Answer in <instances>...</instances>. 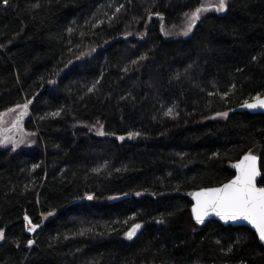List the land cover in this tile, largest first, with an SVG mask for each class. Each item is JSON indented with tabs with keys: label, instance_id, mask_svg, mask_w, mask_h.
<instances>
[{
	"label": "trees",
	"instance_id": "trees-1",
	"mask_svg": "<svg viewBox=\"0 0 264 264\" xmlns=\"http://www.w3.org/2000/svg\"><path fill=\"white\" fill-rule=\"evenodd\" d=\"M203 1L0 0V113L31 101L36 133L0 148V264H264L249 227L191 214L243 155L264 176V113L239 110L264 95V0L164 35Z\"/></svg>",
	"mask_w": 264,
	"mask_h": 264
},
{
	"label": "snow or ice",
	"instance_id": "snow-or-ice-1",
	"mask_svg": "<svg viewBox=\"0 0 264 264\" xmlns=\"http://www.w3.org/2000/svg\"><path fill=\"white\" fill-rule=\"evenodd\" d=\"M4 5L8 4V0H2ZM227 9V0H218L215 10L223 12ZM204 9L197 8L188 16V23L183 35L187 36L193 29L195 22L200 19V13ZM119 11V9H117ZM71 32L72 29H69ZM144 59V57H141ZM255 59V57H253ZM55 83V81H50ZM235 87V85H233ZM95 88V85H93ZM92 91V89H89ZM254 102H245L243 107L248 109H264V96L257 93L253 98ZM28 103H31L29 101ZM28 103L24 105H17V108L27 109ZM173 112L172 108L168 109V115ZM24 113L22 112L21 115ZM53 115H59V112ZM228 113H217V116L227 117ZM103 126H101L102 128ZM104 135L102 131L98 133ZM129 137L138 136L139 133H129ZM121 140L124 137H120ZM13 145V151L18 146L16 142L9 141ZM257 156L251 153L246 154L243 159L234 165L237 169V174L234 179L222 184L219 187L201 188L200 191L192 193L191 195L195 199V204L192 205L191 214L197 224H203L205 218L214 215L219 217L225 223L232 221L243 220L251 224L258 233L259 240L264 242V187L257 186V177H261L264 180V176L257 166ZM38 167V166H37ZM98 171V170H97ZM140 195V193H136ZM87 198L91 200L92 195H88ZM49 215H52L49 213ZM27 219V217H26ZM158 223H164L163 218L157 221ZM29 224L31 221L29 220ZM39 225L31 224L28 231H34ZM141 228L139 223L134 224L126 233L125 236L131 240L136 235L138 229ZM4 239V231L0 229V240ZM34 242L28 241V245L31 246ZM231 251V248H229Z\"/></svg>",
	"mask_w": 264,
	"mask_h": 264
},
{
	"label": "rangeland",
	"instance_id": "rangeland-1",
	"mask_svg": "<svg viewBox=\"0 0 264 264\" xmlns=\"http://www.w3.org/2000/svg\"><path fill=\"white\" fill-rule=\"evenodd\" d=\"M217 3L218 0H204L202 6V9L204 10L200 14L206 11H216L215 8ZM187 23H188V17L180 26L167 28L164 31V35L167 38H172L178 35L185 36L183 35V32L186 29ZM20 105H24V104H20ZM16 106L17 105L0 113V148H4V147L13 148V145L9 143V141L16 142L18 146L15 148V150H19L21 148H27L28 146L31 147L33 140L35 139L36 133L31 132L24 127V122L26 119L25 116L26 110L23 108H17ZM22 112L24 113L23 115H21ZM89 129L95 132L96 134H98L100 131L103 132V129L99 125L90 126ZM125 238L127 237L125 236Z\"/></svg>",
	"mask_w": 264,
	"mask_h": 264
},
{
	"label": "water",
	"instance_id": "water-1",
	"mask_svg": "<svg viewBox=\"0 0 264 264\" xmlns=\"http://www.w3.org/2000/svg\"><path fill=\"white\" fill-rule=\"evenodd\" d=\"M262 96H264V95H262ZM246 102H254V99L249 100V101H246ZM244 104H245V102H244L242 105H244ZM242 105L239 107V110H247V111H249V112H254V113H264V109H260V108H257V109H248V108H246V107H243ZM244 156H245V155H243L239 160H237L236 162H234V163L232 164V169H233V171H234V175H233L229 180H227V181H225V182H223V183H221V184H219V185L211 186V187H219V186H221L222 184L227 183L228 181L234 179L235 176H236V174H237V169L234 167V165L237 164V163H239V162L243 159ZM257 158H258V157H257ZM257 166H258V168H259V170H260V167H259V158L257 159ZM260 172H261V171H260ZM260 179H261V177H257V186H258V187H264V185H259V184H258L259 181H260ZM206 188H209V187H206ZM200 189H201V188H200ZM200 189L194 191V193L200 191ZM193 204H195V199H194V198H193ZM210 219L217 220V221H219L220 223H222L223 225H233V226L244 225V226H247V227H249V228L255 233V235L258 237V240H259V236H258V233L256 232L255 228H254L251 224H249L247 221L238 220V221H235V222L229 221V222L225 223V222H224L223 220H221L219 217L214 216V215H210V216H208V217L205 218V222H207V221L210 220ZM38 228H39V227H37L35 230H37ZM35 230H34V231H35ZM259 242H260L261 244H264V242H261L260 240H259Z\"/></svg>",
	"mask_w": 264,
	"mask_h": 264
}]
</instances>
